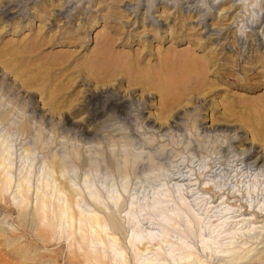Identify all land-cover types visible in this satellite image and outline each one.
<instances>
[{"label": "rangeland", "instance_id": "rangeland-1", "mask_svg": "<svg viewBox=\"0 0 264 264\" xmlns=\"http://www.w3.org/2000/svg\"><path fill=\"white\" fill-rule=\"evenodd\" d=\"M188 1L0 0V159L14 181L0 194V264H111L87 260L73 242L81 232L69 237L53 215L71 192L75 210L104 217L128 264L141 257L128 234L156 227V198L212 220L223 202L251 212L248 201L264 200V172L241 162V148H264V39L253 36L264 32V0ZM44 194L58 229L41 224ZM250 241L205 264H264V232Z\"/></svg>", "mask_w": 264, "mask_h": 264}, {"label": "bare ground", "instance_id": "bare-ground-1", "mask_svg": "<svg viewBox=\"0 0 264 264\" xmlns=\"http://www.w3.org/2000/svg\"><path fill=\"white\" fill-rule=\"evenodd\" d=\"M188 2H189L188 0H185V3H188ZM3 8L4 9L2 10V14L5 17H9L10 15L14 14L9 10V8H6L5 4L3 5ZM260 35L264 39V32L262 34L260 31L253 33V36H255L256 39ZM118 107H121V105L119 104ZM204 128L210 129V130H225V131L234 129L233 126L226 125V124H213L210 126L204 124ZM235 141L238 142L240 146H242L245 143L246 144L249 143L247 139L243 136H236ZM241 149H242L241 155H243V159L241 162L244 164V169L248 171H255L259 169L261 172H264V148L259 149V146L252 144L249 147L241 148ZM7 158L0 159V194L1 195L6 194V192H8V190L12 187V184L14 182L13 176L11 174L12 166L9 163V161H7ZM186 178L188 177L186 176ZM223 180H225V178H223ZM256 182H254V184ZM19 187L21 189V190L19 189L20 190L19 193H21L22 195H21V198L20 196L18 197V199L20 198L19 201H17V199L15 200L18 202L19 206L22 207V209H27L29 205V201H30L29 195L27 194V192L29 191L30 188L29 186H26V185L24 187L23 184H19ZM249 189H250L249 190L250 192L251 187H249ZM258 190H263L262 195H264V189L259 188ZM62 191H63V194H66L67 192L65 188H63ZM191 191L189 190V192ZM167 192H166L165 197L169 196ZM225 192L224 194L227 193ZM246 193L248 195V191ZM70 195L72 196L71 199L69 196H66V199H65L67 205L61 206L58 212H57V208H58L57 207L55 211L53 212V215L55 214L56 215L55 217H58L57 216L58 214L59 215V217L57 218L58 221L60 220L59 218H61L62 220L65 219V221L70 224V227L75 228L74 230H71L72 228H70L71 232L69 231V237L75 233L77 234L78 232L77 229L79 230V232H81V236H77V237L75 236L76 237L74 238L75 241H73V242H76L75 245L76 244L78 245L77 249L79 251H83L82 252L83 256L87 260H91L96 263L97 262L101 263L103 260L108 258L111 264H128L127 250L121 245L120 239L116 236V234H113L112 232L108 231L107 223L104 217L97 212H92V213L90 212L91 214L90 213L88 214V213H85L84 210L80 208H78L79 210H75L74 205L75 204L78 205L79 200L76 197H78L79 194L78 193L73 194L71 192ZM158 195L160 194L158 193ZM46 196L47 195L43 196L39 200V202L37 203L38 207L36 211L37 213H39L42 225L49 226L52 228H57L58 222L57 223L54 222L56 218L54 219L50 217V213H51L50 198ZM207 198H201L200 201H202V204L205 207L206 206L210 207L209 203L211 201L209 200L210 201L209 202L208 200H206ZM184 199L186 198L184 197V194L182 193L181 200L184 205L188 206L187 202H185ZM257 199H259V197H257ZM115 200L116 202L118 201V199H115ZM204 201H206L209 205L204 204L203 203ZM217 201L218 200L216 201L213 200L212 202H217ZM167 202L170 203V200L169 201L166 200V202H164L160 198H156V201H155L157 205L155 207L156 209L154 213L150 214L151 220H152V222L150 223H152V225H156V227L152 226L153 228H149L148 230H137L138 228L136 229L137 227L136 226L135 229L132 228L133 231L131 232V234H128L129 244L133 248V250H135L134 252H135L136 258H139L141 256L137 260L138 263L136 264H185V263L205 264L209 262L208 258L211 259L213 257L222 256V255H229L228 256L229 259L232 260L236 257V255L240 254L241 250L243 249V246H245L248 243V240H251V241L258 240L261 234L264 232V225L258 226L257 223L259 222H255L252 220V218L254 217L256 218L259 217V216H256L257 214H260L262 217H264V200L262 199L261 200L259 199L258 205L255 207H254V204L256 203L255 201L253 200L248 201L249 205H248V202H245L250 207V209H252L251 212L250 211L247 212L249 208H246L245 212H242L243 206L232 205L230 203L226 204L225 202H223L221 206L220 205L213 206L214 208L217 209V214L214 213L215 214L214 216L216 218L215 220H212L213 217L209 219L208 218L209 214H207V216L205 214L204 215L205 217H200L202 214L198 216L196 212L194 211L192 213H189L187 218H184L180 213H178L177 206L174 207L173 205V208H169L165 204ZM224 204L225 206H223ZM211 209L212 208H210V210ZM130 215L131 214H129V216ZM211 215L212 214H210V216ZM246 216H251V217L247 218ZM134 217L136 216L129 217L130 218L129 220L134 222ZM135 220H137V218ZM182 222L185 223V225L187 226L186 227L187 229H183ZM195 222H197V224L201 226L200 227L201 231L198 233L196 239L192 237L191 235L192 234L191 227L193 224H195ZM77 223H79V226H77ZM133 225H137V224L134 222ZM87 226H89L88 230L86 228ZM257 229H259V231L256 234L255 231ZM54 230L56 231V229ZM177 230L181 231L180 237H178L177 240L175 239L172 240L171 235H173V233H175V231ZM206 230L208 231L207 233H206ZM103 234L105 235L104 238H106L107 236L109 237L108 239L106 238L108 242L105 241L106 239L104 240L102 238ZM239 238H245V242L242 245L237 246L235 244L239 243L237 242ZM196 240L198 244H196L197 242L195 243L193 242ZM70 244L72 245L71 242ZM99 245L103 247H98ZM165 245L168 248H166ZM146 253L148 254L152 253L153 255H150L151 257L150 256L146 257L145 255Z\"/></svg>", "mask_w": 264, "mask_h": 264}]
</instances>
